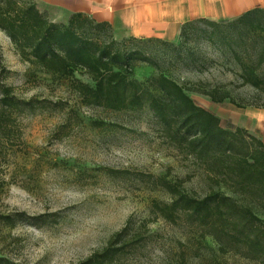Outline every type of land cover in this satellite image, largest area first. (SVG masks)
Returning <instances> with one entry per match:
<instances>
[{
    "label": "rangeland",
    "instance_id": "rangeland-1",
    "mask_svg": "<svg viewBox=\"0 0 264 264\" xmlns=\"http://www.w3.org/2000/svg\"><path fill=\"white\" fill-rule=\"evenodd\" d=\"M253 19H196L183 24L173 42L140 37L136 47L157 58L161 69L196 103L232 115L231 105L264 106V12ZM0 48L9 69L7 80L19 94L67 100L83 119L70 136L57 140L53 131L64 121L63 113L26 116L24 147L12 166L0 167V183L6 179L0 186V211L25 212L30 218L2 228L3 253L18 264H75L101 250L128 225L129 236L144 234L145 239L124 255L121 264H264L234 249L223 252L205 228L184 218L172 223L152 213L153 200L169 202L171 197L149 189L133 172L166 175L196 196L208 193L212 183L191 158L164 142L147 108L86 107L66 81L54 82L21 60L2 30ZM155 71L143 64L135 68V75L144 80ZM211 95L224 97L225 104ZM234 196L251 202L245 195Z\"/></svg>",
    "mask_w": 264,
    "mask_h": 264
},
{
    "label": "trees",
    "instance_id": "trees-1",
    "mask_svg": "<svg viewBox=\"0 0 264 264\" xmlns=\"http://www.w3.org/2000/svg\"><path fill=\"white\" fill-rule=\"evenodd\" d=\"M263 12L254 9L236 19L253 23V16ZM0 30L21 60L37 66L54 82L66 81L82 105L112 111L147 108L159 124L164 142L191 158L212 183L208 193L196 196L186 191L181 181L169 180L166 175L133 172L149 189L162 190L171 197L169 202L153 200L152 213L172 223L184 218L205 228L223 252L234 249L264 261V143L260 139L241 127H224L217 115L196 103L182 84L161 69L157 58L136 47L140 37L117 38L108 22L81 12L71 14L66 22H56L35 0H0ZM143 64L156 71L140 80L135 68ZM8 73L0 48L1 168L12 166L25 145L26 116L63 113L64 121L53 131L57 140L83 124L67 100L19 94L8 82ZM248 82L259 86L253 79ZM211 96L214 101L224 99ZM234 195H245L251 202H242ZM29 218L25 212L0 211V234L2 228ZM128 234L126 225L101 250L75 264H121L124 255L145 239L144 234ZM0 264L18 263L0 249Z\"/></svg>",
    "mask_w": 264,
    "mask_h": 264
},
{
    "label": "crops",
    "instance_id": "crops-1",
    "mask_svg": "<svg viewBox=\"0 0 264 264\" xmlns=\"http://www.w3.org/2000/svg\"><path fill=\"white\" fill-rule=\"evenodd\" d=\"M35 1L56 22H66L71 14L81 12L97 21L108 22L117 38L153 36L167 41L177 40L182 25L192 20L204 18L223 22L254 9H264V0ZM231 106H234L233 114L227 116L206 109L217 115L224 127H241L264 143V106Z\"/></svg>",
    "mask_w": 264,
    "mask_h": 264
}]
</instances>
